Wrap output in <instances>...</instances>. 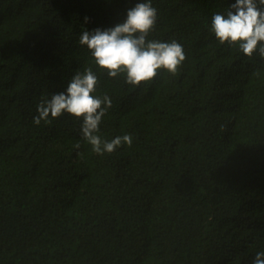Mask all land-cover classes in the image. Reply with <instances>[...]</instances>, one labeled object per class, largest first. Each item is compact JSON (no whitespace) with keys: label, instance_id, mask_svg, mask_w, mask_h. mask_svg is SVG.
I'll use <instances>...</instances> for the list:
<instances>
[{"label":"trees","instance_id":"1","mask_svg":"<svg viewBox=\"0 0 264 264\" xmlns=\"http://www.w3.org/2000/svg\"><path fill=\"white\" fill-rule=\"evenodd\" d=\"M141 2L0 0V264H253L264 250V59L210 31L236 0H152L149 39L186 60L134 88L79 38ZM87 67L112 100L101 138L131 147L94 153L68 114L34 124Z\"/></svg>","mask_w":264,"mask_h":264},{"label":"clouds","instance_id":"2","mask_svg":"<svg viewBox=\"0 0 264 264\" xmlns=\"http://www.w3.org/2000/svg\"><path fill=\"white\" fill-rule=\"evenodd\" d=\"M158 21L152 0H143L127 12V19L113 28L84 30L79 43L91 52L95 65L110 78L124 77L125 83L138 87L153 82L161 70L176 76L186 60L184 47L177 40L162 42L149 39ZM88 22V18H85ZM210 31L220 45L236 48L243 57L264 59V0H236L224 12L211 17ZM97 75L91 67L77 72L64 91L43 99L37 106L35 125L68 114L81 120L82 138L96 154L112 153L122 145L131 147L133 137L117 136L110 142L101 138L102 118L112 107L108 95L95 96ZM75 147L80 148L77 143ZM253 264H264V250L258 251Z\"/></svg>","mask_w":264,"mask_h":264}]
</instances>
